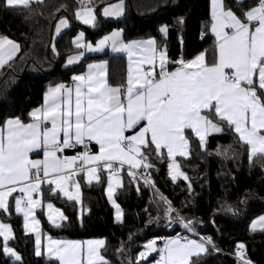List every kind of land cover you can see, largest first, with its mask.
I'll use <instances>...</instances> for the list:
<instances>
[{"label": "snow or ice", "instance_id": "snow-or-ice-1", "mask_svg": "<svg viewBox=\"0 0 264 264\" xmlns=\"http://www.w3.org/2000/svg\"><path fill=\"white\" fill-rule=\"evenodd\" d=\"M42 3L0 0L6 10H31L33 4ZM76 3L75 19L96 27L94 0ZM124 7V0H118L101 11L104 17H120ZM61 9L66 10L67 5L60 4L56 11ZM68 27V19L61 15L51 42L54 55H59L56 35ZM206 27L214 38L211 49L191 58L181 54L175 60L168 56L167 46L152 36L126 41L123 29H114L93 44L85 42L80 31L72 40L76 51L67 57L66 66L80 61L85 51L110 48L126 58V71L118 82H110L108 61L88 63L85 71L70 77V82L49 84L43 103L27 112V120L15 116L0 122V214L10 216L14 211L22 215L25 231L35 234L37 257L46 254L50 264H113L105 255V238L45 236L37 209L53 228L71 223L61 208L50 199L45 203V198L62 197L79 205L77 220L83 226V216L89 210L83 207L82 185L99 184L106 177L105 193L115 209V222L123 223L124 213L114 193L123 186L126 173L130 183L143 180L154 189L153 203L157 208L160 203L165 205L163 218L168 227L179 224L198 235L194 222L155 189L149 172L155 167L152 158L163 160L166 150L168 175L172 181L182 177L189 192L190 178L176 157H189L192 139H198L200 149L206 150L209 134L227 129L239 147L246 148L249 162L264 160V0H233V6L226 0H210ZM158 31L167 36L168 26L161 25ZM20 48L15 40L0 35V68L13 61ZM230 152L236 155L231 145L218 149L217 154L228 158ZM228 210L233 211L231 207ZM159 221V215L149 214L146 223ZM250 229L264 231V215L253 219ZM0 237L4 257L22 264L21 256L8 243L14 239L9 223L0 222ZM142 249L128 264H144L152 253L158 254L154 264H198L209 249L220 251L211 236L193 239L180 234L154 237ZM116 253L123 255V242ZM233 255L236 264H254L243 243L236 244Z\"/></svg>", "mask_w": 264, "mask_h": 264}, {"label": "trees", "instance_id": "trees-1", "mask_svg": "<svg viewBox=\"0 0 264 264\" xmlns=\"http://www.w3.org/2000/svg\"><path fill=\"white\" fill-rule=\"evenodd\" d=\"M118 0H94L97 26L85 27L75 19L76 0H43L40 5H32L31 10L22 7L6 10L0 6V35H6L20 44L17 57L0 71V122L5 118L20 116L27 120V112L43 102V92L49 84L70 82L73 74L85 70L88 63L108 61L110 82L116 83L125 74L124 56H111L108 53L85 56L78 64L65 67V59L75 53L72 38L84 32L86 42L95 43L101 36L114 29H123L127 40L155 37L159 44L167 43L178 48L184 58H191L201 50L211 49L212 38L209 33V0H124V13L118 20H105L100 9ZM247 2V0H246ZM233 6V0H226ZM60 4L67 9H56ZM238 11V9H236ZM63 15L69 21V28L55 39L59 55L51 51V42L57 20ZM183 18V23H180ZM168 26L167 38L158 29ZM203 33V38L201 35ZM231 145L228 158L218 155V149ZM191 152L187 159L178 158L181 170L190 178L192 190L189 192L183 178L172 181L168 175L167 157L151 162L149 169L155 189L172 201L181 214L194 222L200 236H211L220 249L202 255L198 264H236L229 257L236 250L237 243L245 245L247 257L254 264H264V231H251L250 223L264 214V160L247 159L246 148L241 149L234 135L225 129L206 139V150L199 147L196 139L190 141ZM123 186L115 194V200L124 213L123 223H116L113 208L105 196V177L98 184L82 185L83 207L88 209L83 216V226L77 220L80 206L67 202L61 197L45 198L59 207L70 218L71 223L64 228H53L38 212L43 231L55 238L95 239L105 238V255L117 264L135 261L137 254L147 240L154 237L174 236L180 226H167L163 218V203H153L154 190L129 182L126 173ZM139 188V191H137ZM231 207L233 211H229ZM147 209V212L145 211ZM149 214L160 216L159 223L147 224ZM3 222L13 229L14 239L9 245L21 256L22 264H50L43 257L34 255L33 237L26 235L22 227V217L12 212L10 216L0 214ZM131 234V239L129 236ZM124 244L123 255L118 256L116 249ZM3 241L0 239V245ZM156 255L148 257L144 264H154ZM0 264L13 263L0 251Z\"/></svg>", "mask_w": 264, "mask_h": 264}, {"label": "crops", "instance_id": "crops-1", "mask_svg": "<svg viewBox=\"0 0 264 264\" xmlns=\"http://www.w3.org/2000/svg\"><path fill=\"white\" fill-rule=\"evenodd\" d=\"M118 2V1H117ZM117 2H115V3H117ZM104 7V6H103ZM102 7V8H103ZM102 8L100 9V11H99V13H100V16L103 18V19H105V20H118V19H120L122 16H123V13H122V15L120 16V17H104L103 16V14H102ZM209 19H210V0H209ZM77 22H79L81 25H83V26H85V27H89V28H92V26H89V25H84L81 21H78L77 20ZM69 28V27H68ZM68 28H65V29H62V31H61V33L60 34H62L64 31H66ZM79 33V32H78ZM78 33L72 38V40L78 35ZM209 33H210V31H209ZM59 34V35H60ZM54 35H55V28H54ZM53 35V36H54ZM59 35H56V38L59 36ZM210 35H211V33H210ZM164 36V35H163ZM102 37V36H101ZM100 37V38H101ZM165 38H167V36H164ZM55 38V39H56ZM211 38H212V45H213V40H214V38H213V36L211 35ZM84 41L86 42V40H85V35H84ZM72 42V41H71ZM93 44H95V43H93ZM73 45V44H72ZM163 45H166L167 46V53H168V56L172 59V60H175V59H177L178 57H180L181 56V53L180 52H178V48H173V46H171L170 47V53L168 52L169 51V45L167 44V43H165V44H163ZM162 45V46H163ZM73 48L75 49V46L73 45ZM76 50V49H75ZM102 53H108L109 55H111V56H117V55H121V56H123V54H120V53H114V52H112L111 51V49L110 48H106L103 52H97V53H89V52H87V51H85V55H84V57L85 56H93V55H99V54H102ZM19 54V52L17 53V55ZM73 54H75V53H73ZM73 54H71V55H73ZM210 54V53H209ZM17 55H16V57H17ZM15 57V58H16ZM83 57V58H84ZM14 58V59H15ZM82 58V59H83ZM67 59V58H66ZM66 59H65V63H64V66L65 67H72V66H74V65H76V64H78L80 61H78V62H76V63H74L73 65H67L66 66ZM126 59V58H125ZM11 62V61H10ZM95 62H99V61H94V62H90V63H95ZM6 66V65H5ZM87 67V66H86ZM86 67H85V70H86ZM1 69L2 68H0V71H1ZM84 70V71H85ZM43 103V102H42ZM210 135H214V134H209V136ZM197 141H198V139H196ZM69 155H71V154H73L72 152H69L68 153ZM165 156H166V150H165ZM33 158H37V157H33ZM178 158H182V157H176V160L178 159ZM188 158V157H187ZM187 158H182V159H187ZM124 176V175H123ZM179 178H182V177H178L177 179H179ZM105 182H106V184H107V181H106V177H105ZM93 184H97L96 182H93ZM122 184H123V179H122ZM83 185H87L86 183L85 184H83ZM106 188V187H105ZM118 189H120V188H118ZM118 189L116 190V192L118 191ZM116 192L114 193V199H115V194H116ZM105 196H106V193H105ZM62 198V197H61ZM106 198H107V196H106ZM62 199H65L66 200V198H62ZM107 201H108V199H107ZM48 201H45V203H47ZM108 203H109V201H108ZM110 204V203H109ZM110 206L112 207V205L110 204ZM56 207V206H55ZM113 208V207H112ZM14 212V211H13ZM38 212H40L42 215H43V213H42V211L40 210V209H37V214H38ZM15 213V212H14ZM16 214V213H15ZM18 215H20V214H18ZM264 215V214H263ZM21 217H22V215H20ZM43 217H44V219H45V221L47 222V224H49L50 225V222L49 221H47V218H46V216H44L43 215ZM259 217V216H258ZM37 218H38V215H37ZM113 218H114V221H115V209L113 208ZM257 218V217H256ZM255 218V219H256ZM39 219V218H38ZM0 222H3L2 220H1V218H0ZM117 223V222H116ZM250 225H251V223H250ZM22 227H23V217H22ZM250 227V226H249ZM41 229H42V233L46 236V235H49V234H47L46 232H44L43 231V228H42V224H41ZM251 230V229H250ZM23 231H24V233L26 234V235H31L32 237H33V245H34V237H35V234L34 233H32V232H26L25 231V229H24V227H23ZM252 231V230H251ZM256 231H262V230H259V229H257ZM0 239H2V241H3V237H0ZM96 239V238H95ZM194 239V238H193ZM9 243V242H8ZM158 243H160L159 241H158ZM10 246V245H9ZM11 247V246H10ZM35 255V254H34ZM153 255H156L157 256V258H158V254H156V253H153ZM203 255V254H202ZM36 256V255H35ZM151 256V255H150ZM37 257V256H36ZM40 257H43L44 259H47L48 260V258H47V256H46V254L45 255H42V256H40ZM11 261L13 262V263H19V262H14V260L13 259H11Z\"/></svg>", "mask_w": 264, "mask_h": 264}, {"label": "built area", "instance_id": "built-area-1", "mask_svg": "<svg viewBox=\"0 0 264 264\" xmlns=\"http://www.w3.org/2000/svg\"><path fill=\"white\" fill-rule=\"evenodd\" d=\"M133 184V183H132ZM134 186H137V185H140V186H142V187H148L147 185H145L144 183H143V180H140V182L138 183V184H133ZM150 188V187H149ZM152 189V188H151ZM154 190V189H153ZM197 233V232H196ZM177 234H180V235H186V236H191V238H194V239H198L199 237H201L198 233V235H193V234H191V233H188L186 230H184V229H181L178 233H176L174 236H176ZM227 255L229 256V257H231L232 259H234L235 261H236V258H235V256L233 255V254H228L227 253Z\"/></svg>", "mask_w": 264, "mask_h": 264}, {"label": "rangeland", "instance_id": "rangeland-1", "mask_svg": "<svg viewBox=\"0 0 264 264\" xmlns=\"http://www.w3.org/2000/svg\"><path fill=\"white\" fill-rule=\"evenodd\" d=\"M177 226H180L179 224H176ZM182 228H181V226H180V230H181ZM143 250V249H142ZM151 255H153V253L151 254Z\"/></svg>", "mask_w": 264, "mask_h": 264}]
</instances>
